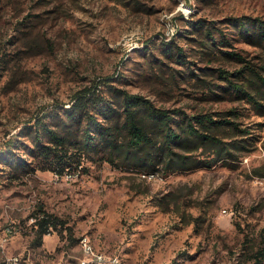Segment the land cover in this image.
I'll return each mask as SVG.
<instances>
[{
  "label": "rangeland",
  "instance_id": "1",
  "mask_svg": "<svg viewBox=\"0 0 264 264\" xmlns=\"http://www.w3.org/2000/svg\"><path fill=\"white\" fill-rule=\"evenodd\" d=\"M243 15L264 19V0H0V147L44 107L117 74L114 83L159 106H237L246 109L245 124L264 123L242 103L202 101L188 83H174L172 68L187 69L161 44L174 38L173 46L191 52L184 35L190 20L218 21L232 36L225 18ZM233 46L255 63L264 57L245 41ZM189 60L205 64L193 54ZM211 64L235 66L222 55ZM255 134V147L235 169L217 164L167 177L86 161L88 173L37 170L11 179L0 162V259L72 264L84 257L87 235L95 252L118 255L120 264H253L249 245L264 227V126ZM39 207L59 223L37 245L30 216ZM7 226L13 233L4 241Z\"/></svg>",
  "mask_w": 264,
  "mask_h": 264
},
{
  "label": "trees",
  "instance_id": "2",
  "mask_svg": "<svg viewBox=\"0 0 264 264\" xmlns=\"http://www.w3.org/2000/svg\"><path fill=\"white\" fill-rule=\"evenodd\" d=\"M223 23L232 36L218 21L190 20L184 35L191 41V52L173 46L174 38L161 41L166 57L187 69L177 74L172 68L170 78L194 87L202 101L239 102L264 117V57L260 64L255 63L233 46L234 41L242 40L264 53V19L230 16ZM192 54L205 64L189 60ZM219 55L234 62V68L212 65ZM158 63L166 72L165 62ZM120 79L117 74L93 80L68 102H53L38 111L23 130L0 147L1 169L7 167L11 179L37 170L88 173L86 161L163 177L217 164L235 169L239 158L255 147L259 139L256 128L264 126L263 122L245 124L242 117L246 109L237 106L225 110L192 108V112L180 106H159L114 83ZM30 217L34 218L37 245L44 235L58 231L59 220L42 207ZM249 248L253 264L264 263V227Z\"/></svg>",
  "mask_w": 264,
  "mask_h": 264
},
{
  "label": "built area",
  "instance_id": "3",
  "mask_svg": "<svg viewBox=\"0 0 264 264\" xmlns=\"http://www.w3.org/2000/svg\"><path fill=\"white\" fill-rule=\"evenodd\" d=\"M171 28V35L167 37H172V30L174 28V25H169ZM78 174H68L65 173L64 177L66 179L74 177ZM32 218V217H31ZM34 220V218H32ZM13 233V227L7 226L4 229V241L8 240V237ZM84 238H89L87 235H84L81 237L82 243H84ZM89 247V254L88 258H78L74 263L72 264H120L118 255H114L112 257H108L106 255H102V260H91V252H95V247L93 246H86ZM18 260H25V258L21 254H8L5 255L2 259H0V264H17Z\"/></svg>",
  "mask_w": 264,
  "mask_h": 264
},
{
  "label": "bare ground",
  "instance_id": "4",
  "mask_svg": "<svg viewBox=\"0 0 264 264\" xmlns=\"http://www.w3.org/2000/svg\"><path fill=\"white\" fill-rule=\"evenodd\" d=\"M167 33L170 34L169 32H167ZM173 34H174V31H172V35ZM81 246H82V249H83L84 254H85L84 257H82V258H88L89 247H86V246H91L88 238H84V243H82V241H81ZM103 254H98L97 252H91V260H102ZM17 264H23L22 260H18Z\"/></svg>",
  "mask_w": 264,
  "mask_h": 264
}]
</instances>
